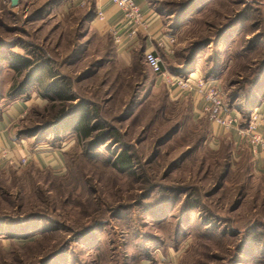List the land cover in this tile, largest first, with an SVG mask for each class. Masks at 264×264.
Returning <instances> with one entry per match:
<instances>
[{
  "label": "rangeland",
  "instance_id": "obj_1",
  "mask_svg": "<svg viewBox=\"0 0 264 264\" xmlns=\"http://www.w3.org/2000/svg\"><path fill=\"white\" fill-rule=\"evenodd\" d=\"M148 1L176 37L166 69L264 113V0ZM94 8L0 0V119L40 157L0 168V264H264V156L172 93L146 50L117 55ZM85 108L103 124L89 139L71 129ZM124 148L132 169L113 164Z\"/></svg>",
  "mask_w": 264,
  "mask_h": 264
},
{
  "label": "built area",
  "instance_id": "obj_2",
  "mask_svg": "<svg viewBox=\"0 0 264 264\" xmlns=\"http://www.w3.org/2000/svg\"><path fill=\"white\" fill-rule=\"evenodd\" d=\"M113 2L124 13L125 17L133 23V32H137L140 28H145L147 22L141 13L139 6L134 0H113ZM99 19L104 18L102 11H98ZM115 41L119 42L117 35L114 36ZM169 51H174L176 37L169 35L167 37ZM144 59L146 64L157 74L167 86L171 88L172 93H180L192 91L194 101L202 105L201 111L206 113L214 124L228 131L236 129L238 133L246 139L249 149L255 157H263L264 155V133L259 130V126L264 119L260 110L255 109L250 114V119L246 127H240V114L229 111L225 107V102L218 86L208 82L204 77L199 76L197 72L189 75L175 74L170 72L163 66L162 58L154 51H145ZM10 148L0 145V162H5L9 166H23L29 162L28 155H22L20 160H16L13 154L10 155Z\"/></svg>",
  "mask_w": 264,
  "mask_h": 264
},
{
  "label": "crops",
  "instance_id": "obj_3",
  "mask_svg": "<svg viewBox=\"0 0 264 264\" xmlns=\"http://www.w3.org/2000/svg\"><path fill=\"white\" fill-rule=\"evenodd\" d=\"M134 1L137 6H139L140 11L147 22V26L145 28H140L137 32H133V23L125 17L124 13L113 2V0H93V5L96 6L98 11H102L104 14V18L96 20L97 23H101L100 25L104 28L105 32L112 33L113 36L117 35L120 39L119 42L115 41L117 55L128 52L136 46H139L146 51H154L158 55H163L162 52L166 51L165 54L173 55V53L169 51V45L167 43V37L169 34L163 27L164 18L161 17L159 12L151 7L152 5L149 3L150 1ZM75 2L85 3L86 0H75ZM19 106L22 107V109L25 108L22 104ZM262 116L264 119V113H262ZM9 123H11V120L9 122L3 118L0 119V145L10 148V155L13 153L16 154L18 151L21 155H30V160L34 159L35 161H39L40 157L37 152L30 150L26 145L23 146L16 143L12 136ZM259 130L264 133V121L259 126ZM234 134L239 137L236 133ZM7 166L8 165L5 164V162H0L1 169L4 167L6 168Z\"/></svg>",
  "mask_w": 264,
  "mask_h": 264
},
{
  "label": "trees",
  "instance_id": "obj_4",
  "mask_svg": "<svg viewBox=\"0 0 264 264\" xmlns=\"http://www.w3.org/2000/svg\"><path fill=\"white\" fill-rule=\"evenodd\" d=\"M95 8H96V6H95ZM95 8H94V10H95ZM96 15H97V12L95 13V16ZM108 34L112 37L113 46L116 49V47H115V38H114L113 34L112 33H108ZM141 50L144 51L143 48H141ZM9 57L13 60V62H14L13 65H14L15 69H17L18 71H21L22 69H25L26 67L31 65L30 58H27L26 56H23V55H20V54H16V53H12V55H10ZM163 66L166 67L165 64H164V61H163ZM170 72L175 73L173 71H170ZM175 74H182V73L180 71V73L178 72V73H175ZM28 81H27V83H28ZM19 89H21V86H20ZM55 93L59 97H62V98L66 97V96H62L61 89L55 90ZM253 102L254 101H252V102L250 101L248 103L249 108L247 106L246 108L243 109L244 111H243V113L241 115L242 118L240 117V119H242V120H240V127H242V128L246 127L248 125V122H249V119H250V114L252 112L251 108L253 107V106L250 107V105ZM226 108H228V107H226ZM228 110H231V107ZM60 117H61V115H60ZM96 118H97V115L93 116V114H91L89 112V110L87 108H85L84 110H81L80 119L77 121V123H75V125H72L71 129H74L75 132L77 133V135L80 136L82 139H89V138L96 137L97 134H96V136L94 135L95 131H99V129H101L103 127L102 123L93 122V120L96 119ZM53 124L56 125V123H53ZM54 135H55V133H54ZM110 135L111 134H109V136ZM111 137H113L115 139H118L117 135H115V134L111 135ZM113 164H114L115 167H117L119 169H122V170L132 169L133 166H134L133 157H132L131 153L126 148H124V149H122L119 152L114 154Z\"/></svg>",
  "mask_w": 264,
  "mask_h": 264
},
{
  "label": "water",
  "instance_id": "obj_5",
  "mask_svg": "<svg viewBox=\"0 0 264 264\" xmlns=\"http://www.w3.org/2000/svg\"><path fill=\"white\" fill-rule=\"evenodd\" d=\"M12 6H15L18 4L19 0H9Z\"/></svg>",
  "mask_w": 264,
  "mask_h": 264
}]
</instances>
